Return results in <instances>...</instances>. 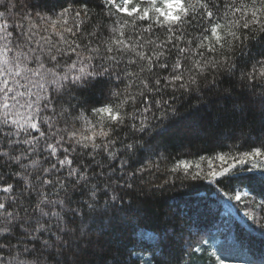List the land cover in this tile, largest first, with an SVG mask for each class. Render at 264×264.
Returning a JSON list of instances; mask_svg holds the SVG:
<instances>
[{
  "label": "snow or ice",
  "instance_id": "snow-or-ice-1",
  "mask_svg": "<svg viewBox=\"0 0 264 264\" xmlns=\"http://www.w3.org/2000/svg\"><path fill=\"white\" fill-rule=\"evenodd\" d=\"M192 100L222 147L164 171L264 228V0H0V264H169V233L124 230L168 183L158 138ZM206 244L188 264L234 258Z\"/></svg>",
  "mask_w": 264,
  "mask_h": 264
},
{
  "label": "trees",
  "instance_id": "trees-1",
  "mask_svg": "<svg viewBox=\"0 0 264 264\" xmlns=\"http://www.w3.org/2000/svg\"><path fill=\"white\" fill-rule=\"evenodd\" d=\"M93 102L101 100L99 88L88 93ZM192 100L180 107L175 126L164 136L158 138L163 146L160 151L167 157L159 161L161 172L157 173L156 183H168L162 189L157 190L147 200L141 197L139 208L134 218L127 224L124 233L130 237L139 233H151L155 230L166 231L171 239L168 242L167 260L169 264H188L185 250L188 242L196 243L207 241L205 247L208 252L216 248L231 251L234 258L227 259L225 264H261L264 260V232L259 224L261 213L251 208H245L243 203L237 204L235 200L228 201L216 191L218 185L210 184L207 180L183 179L184 173L172 174L165 172L164 168L170 169L177 161L186 160L194 165L199 157L212 156L219 152L222 144L221 138L212 139L205 137L196 125L199 114H190ZM179 106V105H178ZM187 116V119H180ZM231 147L232 142H226ZM237 148L247 150L246 146ZM228 148L225 147L224 151ZM232 155H238L236 149H232ZM157 159L156 157L153 158ZM219 165V161L215 162ZM202 167L207 169V161L202 162ZM237 176L249 175L244 165H239L234 170ZM223 184V180H221ZM235 183V182H234ZM238 191L249 192L248 187L243 184ZM252 192L245 201L255 198L257 201L261 196ZM252 212L257 221H249L244 213ZM168 223H165V222ZM146 243L151 241L144 238ZM147 255V254H146ZM200 264V261H197Z\"/></svg>",
  "mask_w": 264,
  "mask_h": 264
}]
</instances>
